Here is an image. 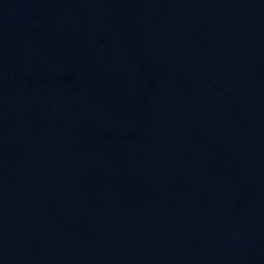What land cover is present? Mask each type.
<instances>
[{"label": "water", "instance_id": "water-1", "mask_svg": "<svg viewBox=\"0 0 264 264\" xmlns=\"http://www.w3.org/2000/svg\"><path fill=\"white\" fill-rule=\"evenodd\" d=\"M0 264H264V0H0Z\"/></svg>", "mask_w": 264, "mask_h": 264}]
</instances>
